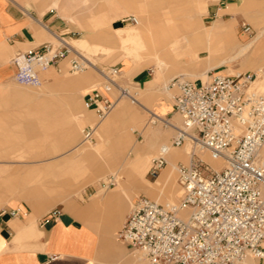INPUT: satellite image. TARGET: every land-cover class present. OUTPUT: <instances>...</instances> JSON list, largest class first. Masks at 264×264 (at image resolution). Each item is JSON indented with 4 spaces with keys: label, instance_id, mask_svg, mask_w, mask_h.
<instances>
[{
    "label": "rangeland",
    "instance_id": "374dc122",
    "mask_svg": "<svg viewBox=\"0 0 264 264\" xmlns=\"http://www.w3.org/2000/svg\"><path fill=\"white\" fill-rule=\"evenodd\" d=\"M33 4L41 9H53L57 12L68 31L74 38H86L92 46L83 51L85 58L95 64L98 70H107L111 66L122 67V56L120 41L114 34L115 22L128 16L136 17L138 20L148 22L147 15L160 17L165 20L166 26L180 38L182 50L173 58L166 60V65L160 70L161 86L159 89L147 92L144 86L135 83L131 77L123 75L121 72L118 81L122 85H127L136 97L149 108L161 100L172 103L174 101V91L168 92L162 89L165 82H170L175 76H183L192 81L206 80L203 73L208 70L209 60L204 49L211 46L218 56L223 55L224 48L216 37L203 36L199 44L187 43L184 36L191 38L198 31L204 32L207 27L219 16L231 25L234 35L238 34L242 40L251 39L257 31L259 22L264 19V0H31ZM157 2V5H153ZM207 3L208 11L205 12L203 4ZM227 5L229 7H227ZM195 7L197 9V24L194 27H187V9ZM227 7V8H226ZM131 8V10H128ZM118 10V16L111 13ZM105 13L110 16L105 17ZM150 22V21H149ZM247 22L252 26L253 32L250 34L242 32L241 24ZM127 27H138L139 24L133 20L123 22ZM111 36L105 39V36ZM52 42L58 43L56 38ZM82 49L84 47L81 46ZM14 51L7 57V63L12 64ZM200 58L196 59V55ZM80 56L73 53L66 59V68L57 71L55 75H41L42 85L39 87L23 85L15 81L13 74L5 77L0 76V211L15 207H24L27 211L32 209V203L39 204L45 215L53 208L64 210L70 204L81 205L87 199L85 190L89 186H102V182L109 176H115L116 185L123 183L132 185L135 189L132 201L135 197L155 194L164 203L166 198L173 193L175 203L180 199V186L176 168L167 164L161 169L158 176L153 177L149 173L153 158L159 154V147L153 151L151 156H144L142 165L138 171L136 179L129 176V165L125 160L126 150L118 151L115 148L119 135L129 133L132 139L142 140L143 136L140 128L132 129L134 125L140 127L146 125H159L166 132V141L170 142L176 134L175 130L163 123H150V114L142 107L133 103L130 98L122 97L120 102H125L129 106L128 117L124 121H111L113 110L103 119L99 120L96 113L87 108L83 96L93 86L103 81V77L98 70L91 66L81 71L71 70V60ZM193 62H196L193 64ZM135 63V64H134ZM134 72L140 69V59H136ZM148 66L151 77L154 74V62L143 64ZM232 64L223 66L230 67ZM230 67L238 72L257 71V65L244 61L243 58L237 60ZM50 68H54L53 66ZM86 71H94L97 75L92 84L81 89L74 83L69 84L71 79H75ZM223 73H228L225 71ZM183 74V75H181ZM234 74V73H233ZM254 88L264 93V87L254 84ZM15 92L29 93L34 95L40 102H26L21 105L13 103L12 94ZM116 96V91L114 92ZM52 109L55 113L57 125L53 129L33 128V123L39 120L36 113L41 107ZM81 114L82 118L88 120L86 125L101 124L97 128L95 138L92 142L81 144L82 127H78L72 139L66 136L68 127L76 121V115ZM171 121L182 125L181 117L171 113L168 117ZM109 124L102 127L103 124ZM84 128V127H83ZM54 144L58 145L54 147ZM78 150L69 151L73 146L80 145ZM183 144L173 149L185 152L193 150L194 144L189 142L188 147ZM199 155L210 165L208 156L210 154L196 147ZM206 152L208 156L203 155ZM132 154L131 156H133ZM189 163V160L180 159L177 161ZM214 167V166H213ZM216 168V167H215ZM171 171L170 179L156 184L154 181L161 174H168ZM111 186V187H114ZM110 187V188H111ZM25 194H29L26 197ZM155 200V199H153ZM141 256V254L139 253ZM247 264H254V257L246 259Z\"/></svg>",
    "mask_w": 264,
    "mask_h": 264
},
{
    "label": "built area",
    "instance_id": "2783aa9c",
    "mask_svg": "<svg viewBox=\"0 0 264 264\" xmlns=\"http://www.w3.org/2000/svg\"><path fill=\"white\" fill-rule=\"evenodd\" d=\"M123 20L136 22V17ZM241 28L244 33L253 32L247 22H242ZM70 54L71 45L64 38L17 51L12 58L13 77L20 84L39 87L40 71L58 65ZM87 66L83 59L71 60L74 72ZM120 75L119 66L101 70L103 81L84 95L86 107L99 120L120 98L136 97V91L119 83ZM256 76L251 71L211 73L204 82L183 76L170 81V86L177 88L174 112L181 117L182 125L175 126L176 134L153 158L149 173L156 177L167 165L170 147L192 142L191 160L176 166L180 199L164 204L148 196L135 197L118 234L149 264H247L249 256L264 261V163L259 159L264 145V93L251 89ZM163 121L169 123L166 118ZM96 130L95 125H87L81 144L92 142ZM196 147L224 166L210 165ZM114 185L113 175L102 182L105 188ZM26 214L20 207L3 209L0 219ZM62 215V210L53 208L41 226L60 220Z\"/></svg>",
    "mask_w": 264,
    "mask_h": 264
},
{
    "label": "crops",
    "instance_id": "0c3cea01",
    "mask_svg": "<svg viewBox=\"0 0 264 264\" xmlns=\"http://www.w3.org/2000/svg\"><path fill=\"white\" fill-rule=\"evenodd\" d=\"M157 4V2L153 3V5ZM227 7L229 6L227 5ZM203 8L205 12L208 11L207 3L203 4ZM111 13L113 17L119 15L117 9ZM197 14L195 7L186 10L187 27L192 28L197 24ZM107 16L110 15L105 13V17ZM59 17L53 9H41L31 0H0V76L14 74V64L6 62L7 57L14 51L52 42L51 39L57 38V36L67 39L75 50L80 52L88 66L98 70L95 64L83 55V51L91 48L92 43L83 37L74 38L72 36L74 32L68 31L65 23ZM145 19L148 20L147 23L138 20L139 26L130 28L123 23L122 18L120 19L122 25L114 27V34L120 41L123 62L122 67L119 66L121 72L123 75L131 77L135 83L143 85L144 90L149 92L159 89L161 86L159 84L161 83L160 70L166 65V60L176 56L183 46L180 45L179 36L175 35L169 26H166L164 19L150 15H147ZM263 28L264 19L259 22L256 34L251 39L244 41L239 38L237 33L233 35L231 25L222 16H219L204 32L198 31L191 38L184 36V39L187 43L197 45L203 36L216 37L217 41L222 44L224 53L221 56L215 53L212 45L204 49L207 52L210 67L203 74L207 76L206 80H208L211 73H223L227 70L229 74L235 73L236 71L231 68L235 67L233 64L240 58L256 64L257 69L264 67V33L254 44L244 49ZM110 37L107 35L104 38L109 40ZM239 53L241 54L236 57ZM197 58H200V54L196 55ZM66 59L53 66L54 68L42 72L41 75H55L57 71H62L66 68ZM136 59H140L142 67L134 72L135 63L133 64V62ZM149 62H154L155 65L152 77L148 66L142 65V63ZM195 63L193 62V64ZM228 64H232L229 65L231 68H222ZM98 71L101 74V70ZM95 79H97V75L94 71H86L77 78L71 79L69 84L74 83L81 89H85ZM254 84L264 87V73L258 75ZM162 89L167 92L173 90L175 94L177 93V88L170 86V82L163 83ZM11 96V101L17 105L26 102H34L37 105L40 102L29 93L15 92ZM131 101L144 108L150 117L166 118L172 124L177 125L176 122L168 118L171 113H174V101L170 103L163 99L155 103L152 109L143 104L138 97H136V101L132 99ZM35 112L39 113L37 116L39 120L33 123L34 129L48 130L56 127L57 121L52 109L42 106ZM128 112V104L120 102L119 99L110 120L124 121L128 117ZM76 118L77 121L68 127L66 136L69 139L73 138L77 126L82 129L87 126L88 120L82 118L81 114H77ZM161 119L158 120L159 123L175 130L172 125L164 123ZM149 122L154 123L150 119ZM108 124L109 122L103 124L102 127L104 128ZM96 125L97 128L101 126L98 123ZM137 127L142 133V140L132 139L129 133L122 132L115 145L118 151L126 150L125 160L129 165V176L132 179L137 178L145 155L151 156L156 147L161 148L170 143L166 141L167 134L159 125L148 124L143 127L134 125L132 129ZM56 146L58 145L54 144V147ZM80 146L81 144L75 145L69 151H76ZM187 147L186 143L185 148ZM173 148L170 147L166 154L167 164L174 167L180 159L189 160L188 150L181 152ZM132 154L134 155L131 156ZM203 155L208 156L205 151ZM208 158L211 162H216L214 167L223 165L220 160H212L210 156ZM259 159L264 163V146L259 152ZM170 176L171 171L168 174H161L154 183L161 184L163 180L167 182ZM135 190L137 189L128 183L105 189L89 186L85 190L87 199L83 204H70L62 210L63 215L70 218L68 223L60 219L41 226L45 212L39 204L32 203L30 211L20 207L27 213L26 215L7 220L0 219V264H149L130 243L124 242L118 235L129 215L132 195ZM151 195L156 201H161L155 194ZM25 196L29 197V194H25ZM174 199L175 196L172 193L166 198L164 204L175 203ZM254 264H264V261L254 258Z\"/></svg>",
    "mask_w": 264,
    "mask_h": 264
},
{
    "label": "bare ground",
    "instance_id": "6f19581e",
    "mask_svg": "<svg viewBox=\"0 0 264 264\" xmlns=\"http://www.w3.org/2000/svg\"><path fill=\"white\" fill-rule=\"evenodd\" d=\"M123 22H124V20H123ZM136 22L138 23V18H136ZM264 33V28L258 33V35L256 36V37H254L251 41H250V43L248 44V45H246L245 47H244V49H246V48H248V47H250L252 44H254L258 39H259V37L262 35ZM58 41H60L62 38L60 37V36H57V38H56ZM65 40H67V39H65ZM68 41V40H67ZM69 42V41H68ZM69 44L71 45V53H73V54H75V55H77V56H80L81 57V59H83V56L80 54V52H78L77 50H75V48L73 47V45L69 42ZM243 49V50H244ZM241 53H239V54H237L236 55V57H238L239 55H240ZM83 61H85L84 59H83ZM86 62V61H85ZM87 63V62H86ZM50 68V67H49ZM49 68H47V69H49ZM46 69V70H47ZM46 70H41L40 71V76H41V73L42 72H44V71H46ZM238 73V72H237ZM261 73H264V67H260V68H258L257 69V71H256V74H257V76H256V78L253 80V82H252V85H251V89H253V90H256L255 88H254V82H255V80L257 79V77H258V75L259 74H261ZM258 91V90H257ZM132 99V98H131ZM133 100V99H132ZM134 101H136V97H135V99H134ZM157 119H161V118H159V117H156V116H151L150 117V121L151 122H156L157 121ZM161 120H163V119H161ZM169 121V120H168ZM167 124H170V125H172L174 128H175V126H179V125H175V124H172L170 121H169V123H167ZM96 127H97V125H95ZM84 129V128H83ZM82 129V130H83ZM189 140H187L184 144H189ZM191 143V142H190ZM264 146V145H263ZM262 149V148H261ZM260 149V150H261ZM191 152H192V150H188V155H189V161L191 160ZM260 152V151H259ZM211 157V156H210ZM212 158V157H211ZM212 160H215V159H212ZM217 160H219V159H217ZM168 161V160H167ZM216 161V160H215ZM221 161V160H220ZM223 163V162H222ZM222 165V164H221ZM221 165H220V167H221ZM176 166H177V164H175L174 165V168H176ZM224 166V164L222 165V167ZM220 167H216V168H220ZM221 167V168H222Z\"/></svg>",
    "mask_w": 264,
    "mask_h": 264
},
{
    "label": "water",
    "instance_id": "95a60500",
    "mask_svg": "<svg viewBox=\"0 0 264 264\" xmlns=\"http://www.w3.org/2000/svg\"><path fill=\"white\" fill-rule=\"evenodd\" d=\"M122 25V22L121 21H118V22H115L113 24L114 27H118V26H121ZM4 219H9V216H4ZM61 219L65 222V223H68L70 221V218L66 215H62L61 216Z\"/></svg>",
    "mask_w": 264,
    "mask_h": 264
}]
</instances>
